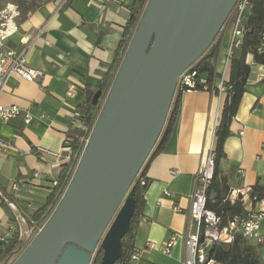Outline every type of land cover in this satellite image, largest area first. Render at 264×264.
Instances as JSON below:
<instances>
[{"label":"crops","instance_id":"1","mask_svg":"<svg viewBox=\"0 0 264 264\" xmlns=\"http://www.w3.org/2000/svg\"><path fill=\"white\" fill-rule=\"evenodd\" d=\"M7 1L0 0V8ZM133 1L43 0L35 11L21 17L20 29L9 45L25 51L29 66L43 75L29 81L14 74L0 90V103L23 110L11 122L0 123V138L6 142L0 155V189L15 203L13 207L0 199V238L5 241L17 232L27 243L36 231L29 218L45 204L52 181L66 162L67 132L81 126L77 106L86 100L87 86L97 83L116 58ZM230 41L228 32L215 42L218 71L224 68ZM246 61L250 65L247 90L230 123L220 169L231 190L250 193L258 182L264 184V64L256 63L252 53ZM72 82L78 89L70 97ZM225 101L226 96L204 90L182 94L172 130L146 171V202L134 238V248L145 251L135 264H184V236L192 230L193 179L216 145ZM26 112L34 116L29 124L24 120ZM35 172L42 179L24 186ZM15 182L18 190L13 189ZM245 208L259 209L260 205L253 202ZM261 232L264 238V217ZM174 234L180 237L171 254H165L161 247ZM247 240L264 262V241ZM150 241L157 247L150 249Z\"/></svg>","mask_w":264,"mask_h":264},{"label":"water","instance_id":"2","mask_svg":"<svg viewBox=\"0 0 264 264\" xmlns=\"http://www.w3.org/2000/svg\"><path fill=\"white\" fill-rule=\"evenodd\" d=\"M236 2L148 0L68 187L12 264H92L98 249L100 264L116 263L135 211L129 190L164 131L178 79Z\"/></svg>","mask_w":264,"mask_h":264},{"label":"trees","instance_id":"3","mask_svg":"<svg viewBox=\"0 0 264 264\" xmlns=\"http://www.w3.org/2000/svg\"><path fill=\"white\" fill-rule=\"evenodd\" d=\"M12 1L19 5L22 11V16L26 17L28 14L35 11L43 0ZM147 3L148 0L133 1L130 6L131 16L125 26L124 35L116 50V58L113 64L97 83L89 84L87 86L86 100L77 106V111L81 114V117H79L81 126L71 127L67 132V138L71 141V160L69 162H65L60 167L57 175L58 184L53 186L45 204L36 208L32 212V220L29 218L31 225L34 226V224L43 223L47 218H49L68 187L84 149V138L88 137L92 132L99 115L100 104L117 75ZM245 26L246 31L243 36V43L235 50L232 58L230 70V83L232 88L226 95L221 119L215 132L216 145L214 147V177L208 190L207 207L221 216V226L227 225L235 216H244L247 214V209L241 200V196L238 197L235 202L228 199L231 187L228 184L227 177L223 175L220 169V163L226 156L224 145L227 138L230 136V123L236 114L244 93L247 90V80L250 73V65L246 61L247 55L252 53L256 63L264 64V51L260 50V46L264 38V0H253V6L250 14L248 15ZM215 42L216 40L195 62L200 71L208 76H212L215 72V65L213 61L218 54V47ZM98 90H102L103 94L99 99L98 105H94L92 98ZM181 97L182 93L175 94L160 140L151 152L129 190V195L135 200V211L131 219L130 229L122 239V255L115 264H129L134 248V238L138 230V225L146 202L145 192L149 185V179L146 176V171L150 160L162 149L165 140L168 138L172 130L177 118ZM159 143L160 145L158 146ZM142 177H146L148 184L143 185L141 183ZM250 195L251 197L256 198L254 199V203L256 200L263 198L264 184H261L260 182L255 184L251 188ZM25 246L26 240L22 239L19 233H14L2 245V251L0 252V264H12L15 257L24 249ZM102 255L103 250L98 249L92 264H100ZM210 256L223 264H264V262L261 261L255 246L249 243L243 236H237L235 241L231 244L214 245L211 249Z\"/></svg>","mask_w":264,"mask_h":264},{"label":"built area","instance_id":"4","mask_svg":"<svg viewBox=\"0 0 264 264\" xmlns=\"http://www.w3.org/2000/svg\"><path fill=\"white\" fill-rule=\"evenodd\" d=\"M252 6L253 0H237L216 38L217 41L223 34L228 32L231 34L230 47L225 59L224 68L218 71L216 67V57L213 61L215 72L212 76H208L202 73L198 66L193 63L180 75L175 94H183L185 92L198 90L210 91L216 93L220 97L228 94L229 90L232 88L230 83L232 58L235 50L243 43V36L246 31L245 25ZM21 17L22 11L19 5L12 0L5 2L0 8V90L5 87L14 74H19L29 81H33L43 75V71L29 66L25 57V51L18 52L9 45V40L17 34L20 29ZM263 49L264 38L260 46V50L263 51ZM77 89L78 87L75 83H70L68 96L73 97ZM22 113L23 110L18 105L0 103V123H9L18 118ZM78 116L81 117V114L79 113ZM33 119L34 116L30 112L24 114V120L27 124L31 123ZM90 135L84 138V148L89 141ZM70 142V139L66 138L64 145L66 162L71 160ZM5 150L6 142L0 138V155L5 152ZM213 177L214 149L212 148L209 150L204 166L195 174L193 179L190 208V225L192 226V230L188 231L184 236V244L187 251L184 264H223L210 256L211 249L214 245L231 244L235 241L237 236L253 239L259 243L264 241L261 232V220L264 217V197L255 201L260 205L259 209H247L246 215L235 216L227 225L221 226V216L207 207L208 190ZM39 179H42V174L40 172H35L33 180L25 183L24 186L28 187L31 183L34 184L33 181ZM141 183L143 185L148 184L146 177L141 178ZM57 184V180L52 181L53 186ZM13 189H19V184L17 182L13 184ZM166 193L169 194L168 191ZM240 196L245 206L248 203H253L254 199H256L255 197H251L249 191L245 189L231 190L228 199L235 202ZM0 199L15 207V203L12 202L1 189ZM45 223L46 222L35 224L36 231L39 232L44 227ZM179 237V234H174L163 244L161 247L162 251L165 254H171ZM148 247L154 249L157 247V244L150 241L148 242ZM144 251L145 250L139 248H133L129 264H135L140 260Z\"/></svg>","mask_w":264,"mask_h":264},{"label":"rangeland","instance_id":"5","mask_svg":"<svg viewBox=\"0 0 264 264\" xmlns=\"http://www.w3.org/2000/svg\"><path fill=\"white\" fill-rule=\"evenodd\" d=\"M107 93H108V92H107ZM106 95H107V94H106ZM106 95H105V97H106ZM105 97H104L102 103L100 104V111H101L102 105H103V103H104ZM100 111H99V112H100ZM53 211H54V210H53ZM47 220H48V218L45 220V222H46ZM37 234H38L37 231H35V232L32 234L30 240L26 243V246L24 247V249H25V248H26V247L32 242V240L35 238V236H36ZM24 249H23V250H24ZM23 250H22V251H23ZM22 251H21V252H22ZM21 252H20V253H21ZM20 253H19V254H20ZM19 254H18L15 258H17V257L19 256ZM14 260H15V259H14Z\"/></svg>","mask_w":264,"mask_h":264}]
</instances>
